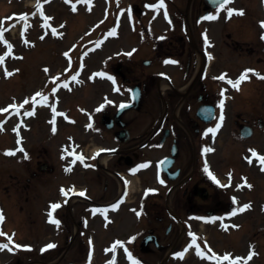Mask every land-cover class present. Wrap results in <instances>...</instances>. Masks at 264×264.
<instances>
[{"label":"flooded vegetation","instance_id":"obj_1","mask_svg":"<svg viewBox=\"0 0 264 264\" xmlns=\"http://www.w3.org/2000/svg\"><path fill=\"white\" fill-rule=\"evenodd\" d=\"M201 6L200 3L197 9V26L203 23ZM194 16L190 14L191 26ZM187 17L183 14L182 19H175L171 15L173 29L170 30L137 32L130 39H134L136 46L133 45L131 49L135 48V52L110 63L109 74L115 77L120 86L115 98L105 102L103 113L106 124L102 138L106 141V149L113 152L109 154V161L102 173L96 172L89 176L92 188L87 193H101L93 201L106 202L112 199L111 190L117 191L119 186L114 174L130 173L137 163L143 162V157L151 163L172 159L168 167L170 176L167 171H159L160 174L155 177L156 170L154 177L152 175L151 189L156 191L147 192L143 186L139 192L150 193L146 196L149 201L144 224L153 242L146 246L142 254L148 259L153 258V262L159 261L160 252L168 244L173 245L178 239L179 245L187 239V215L221 212L226 206H231L225 193H239L241 182L235 185L237 190L223 181V186H215L208 176L209 165H214L211 169L219 178L228 168H231L232 174L239 175L248 172L250 176L253 171V164L243 159L232 163L219 157L214 162L208 158L205 149L219 150L220 143L225 142L227 131L234 132L238 139L247 132L254 135L261 123L255 117L253 96L241 100L237 92L227 95L222 79L210 77V73L200 66L204 35L201 31H196V34L192 30L191 40L186 29ZM225 37L230 39L229 34ZM144 54L152 58L147 67L143 63ZM133 87L141 91L137 104L131 103L129 98V88ZM221 99L225 100L223 124L216 133L205 135L208 128L220 123ZM122 103L132 104L133 109L119 112ZM209 106L213 113L207 121L202 119L198 111L202 109L206 112ZM243 145L248 144L243 142ZM173 148L177 151L176 157L170 156ZM151 151L153 153L149 157L147 153ZM139 180L142 182L140 176ZM97 187H101L100 190ZM88 205L82 201L74 206L73 224L79 229L85 224L89 225L85 221L89 218ZM78 255L83 256L81 253ZM16 263L21 264V261L16 259Z\"/></svg>","mask_w":264,"mask_h":264},{"label":"rangeland","instance_id":"obj_2","mask_svg":"<svg viewBox=\"0 0 264 264\" xmlns=\"http://www.w3.org/2000/svg\"><path fill=\"white\" fill-rule=\"evenodd\" d=\"M24 2H27V0H0V29H3V33L11 26V23L14 20L13 18H17L18 20L22 18L23 14L26 13L28 15L32 13L34 10L38 9V3L42 6L45 0H33V3L30 4V6H34L30 8H25L26 4H24ZM59 5L61 6V4L57 2L49 6V12L51 11L53 14H60L57 13L58 10L55 9ZM66 9V11L64 10L65 14L62 16V20L69 21L68 24L65 25L63 34L57 39H53L52 37H46L44 39L40 38L41 31L43 30V22L40 15H37L34 19H31L32 28L28 31L26 37L28 42L23 40H9L17 51L20 60L14 63V65H12V63L10 64L11 67L13 66L10 70L13 72L12 76L9 77L4 71L0 70V108H7L8 110L15 111V109L10 106L17 104V102H20L23 98L22 102H24L25 95L37 91L39 87L47 82L46 78H50L54 82L65 81L75 70L82 66L81 54L83 53L84 48L98 36V34L95 35L97 29L91 33L85 30L84 25L81 27H79V25H71L70 20L72 19H70V17L72 18V16L69 15L75 14L78 9H75L74 11L72 5L66 7ZM78 12L80 15L81 13H85L84 10H78ZM78 19L79 17L75 16L74 20L78 21ZM111 19L112 11L109 14L108 21ZM91 21L94 24H97L96 16L95 20L91 17ZM11 34H13L14 38H17V33L11 31ZM3 35L6 40V34ZM0 46L2 47V45ZM1 47L0 55H2ZM4 49H6V47H4ZM11 49L9 54H11ZM65 53H68V55H65ZM95 57H92L91 59H94ZM16 69H19V71H15ZM45 69H47V71ZM89 73L90 70H87L85 78L88 77ZM53 77H58V79H53ZM95 84L92 85L91 83L86 82L83 89H79L78 91L75 90L72 95H68V93L69 91L72 92L74 90L73 88H70L69 90L58 89L57 92L53 91L62 100L64 106L61 108L55 107L53 109L68 110L69 118L72 121L76 120L75 123L77 125L75 127L71 126L67 128L66 126L68 123L64 121L65 116H59L64 121L63 128L61 129L60 127L59 130L61 131V136L58 137L60 141L57 139V136L53 137L51 140L47 136V127L44 125V123L50 125L49 114L47 112H41L39 115L36 114L35 120L32 122L30 133L26 128H23L25 125L23 113L26 108H29L30 100L28 104H25L26 108L23 109L22 107L17 113V115L19 114L17 128L19 127V130L23 131L25 138L24 144L22 143L24 147L22 148V153L19 152L16 155L7 154L8 150L14 149L18 142L16 137L14 140V136L11 133L14 121L17 120L16 118L9 123V128H7L8 130H6L4 134L0 132V209H3L5 216L4 221L0 223V230L13 237L12 241H9L7 236L0 235V239L9 243V248L11 247L12 249L10 252L0 251V261L7 259L9 257L7 256L8 254L24 255L27 259H39L41 244L42 242L47 241H42L41 238L45 236H47V239L55 238V236L52 237L51 234L53 233V227L51 225H47L49 227H46L45 224L43 225V221L41 223L43 210L41 204H39V193L43 192H41L42 184L38 182L41 173H39L35 164L29 166L30 155H34L35 158L44 156L49 162L56 164L57 153H60V145L66 142L64 139L66 134H73L80 143L84 144L83 146L87 151H90L94 146L100 145L99 143L95 145L98 140L93 141L95 138L89 139L90 135L79 133L82 132L80 125L85 122V120L84 118L81 120L83 114L75 110L74 106L75 104L78 105L79 103H82V107L91 108V110L94 109V106L99 101L98 99L102 93L103 87L100 82H98L97 85L101 86V88H98ZM52 87L53 85L45 86V88L50 89V91H52ZM26 99H29V97H26ZM7 115L8 111L0 112V121ZM85 119L87 120V118ZM57 121L62 120L57 118ZM85 126L86 125H84V127ZM28 133L34 135L32 142L28 139L26 140ZM43 146L48 150H44ZM26 148H29V151ZM244 148L245 147L240 144V150L238 152L239 158L242 157V154L246 155V151L249 149H261L262 146H259L256 140L254 145L247 147L245 152L243 150ZM226 152L228 153L227 148ZM25 153H27V156ZM224 156H227V154L224 153ZM33 170L37 171L36 177L31 176ZM29 177L33 178L31 184L35 186L27 185ZM255 183L257 189H260V180L256 179ZM27 188L31 189V193H35L34 197L31 198V195L29 196L28 201V193H25V189ZM236 197L239 202L238 207L243 203H249L248 201L250 200H255L251 207L253 208V212L249 213L251 211V209H249V212H241L239 220L238 218H235V221L240 224V229H233V232L231 229L221 232V230L217 228L219 223L217 225L214 224L213 227L212 225L201 223L198 226L192 225L189 229L196 233L201 232L202 237L206 236L214 245H222V249L230 246V243H237L233 242V240L236 241V238L234 237L236 234H240V237L245 236L246 238H249L254 244L256 242L261 243L260 235L264 233V216L259 212H261V208L264 205V193H236ZM30 214H32L33 217ZM121 221L123 222L122 219ZM127 221H133V219L130 218V215H128ZM44 227L47 231L46 233L43 229ZM42 232L44 234H42ZM60 241V244L62 245L59 247L63 250L65 248L64 242H62V240ZM16 243L21 245H31L32 247L30 249H16ZM72 247L69 249V253L72 252ZM231 247L233 246L231 245ZM259 247L261 255H257V257L254 258L253 264H264V245H260ZM13 249H15V251H13ZM54 254L56 253H52L48 258ZM191 262H189V264ZM192 264L200 263L194 261Z\"/></svg>","mask_w":264,"mask_h":264},{"label":"snow or ice","instance_id":"obj_3","mask_svg":"<svg viewBox=\"0 0 264 264\" xmlns=\"http://www.w3.org/2000/svg\"><path fill=\"white\" fill-rule=\"evenodd\" d=\"M68 2L69 3H72V0H68ZM84 2L85 3H88V4H91L92 0H84ZM231 3H232V0H220L219 8L221 10H223L226 5H229ZM148 7H150V8H156L157 10H159L160 8H164L165 15L167 16V10H166L165 0H159V3L158 4H149ZM37 8L40 10V14L43 16L44 13H43V10H42V6L39 3L37 5ZM73 10L75 11V7L73 8ZM89 10H91V9H89ZM233 13H239V14L242 15V14H244V10L243 9H239L238 10V9L229 7L227 9L228 18H231V16L233 15ZM33 15H35V13H33ZM205 18L206 19H209V20H212V19H218L219 17H218V14H216V15L209 14ZM22 19L25 20V21H27L28 15L26 13L23 14ZM44 19H45V22H47V21L51 20L52 18L51 17H48V16H44ZM261 24H262V26H264V21H261ZM45 26L46 27L48 26L47 23H46ZM52 31H53V34H58V33H56V30L54 28L52 29ZM115 34H116V29L114 28V29H112L110 35H115ZM0 39H3V29H0ZM205 39L207 40V35H205ZM26 42H28V41L26 40ZM4 43L8 45V48L9 49H11L13 47V45L11 43H9L7 40H5ZM65 55H68V53H65ZM129 55H131V53H129ZM4 62H5V56H0V64H4ZM171 62L176 63V61H171ZM4 70H5V73H6L7 76L10 77V76L13 75V72L12 71H9L6 65H5ZM45 70L47 71V69H45ZM15 71H19V69H16ZM250 72H255V70L254 69H246L244 71V73H242L241 76L237 80H229L228 82L230 84H232V86L235 87L237 90H239L240 89L241 82L244 81L245 79H249L250 78L248 76V73H250ZM99 75H102L103 76V75H107V73H103L102 72V73H99ZM256 75L257 76H260L261 74L259 72H256ZM224 78H226V77L225 76H222L221 77V79H224ZM261 78H264V77H261ZM53 79H58V77H53ZM73 79H76V77L73 76ZM111 79L114 80L115 78L112 77ZM64 86L65 87H68L67 82H65ZM54 91H55V89H54ZM35 95L38 96V97H42L43 98L42 99V102L43 103H46L47 100H48V97L46 95H44V93H42V92H37ZM28 103H29V100L28 99H25L24 102H23V104H28ZM23 104H21L19 106H17V105H11L10 107L16 109V111L18 112L19 111V108L20 107H23ZM125 106L126 105L123 104V103L120 105L121 108H124ZM219 106H220V109H221V115L219 117L220 123H218L215 127L208 128L207 131H206V133H205V135H207L208 133H216L219 130V128L222 126V124H223V120H224L223 109L225 107V100L224 99H221L220 100ZM101 107H103V105H101ZM7 111H8L7 108H0V112H7ZM53 111L55 112L56 110L53 109ZM34 113H35V110L34 109H31L26 114L27 115H34ZM52 122L55 123V120H53ZM2 126H3V124H2V122H0V127H2ZM89 127H91V125H89ZM53 131L55 132L56 129L53 128ZM209 150L210 149H207V148L205 149L206 152L209 151ZM249 151L252 153V156L253 157H258L259 158V162L261 163V165H264V155H260L257 152V150L254 149V148L253 149H249ZM7 154L8 155H13V154H15V150L9 149L8 152H7ZM72 154L74 156H76V159H79V160H84L85 159V157L83 156V154H80L78 156L76 155L75 152H73ZM25 155L27 156V153H25ZM247 159L249 160V163L252 162V157H247ZM75 162H76V160H73L72 163L75 164ZM147 166L148 165H146V164L140 165L141 168L147 167ZM206 170H207V165H206ZM208 174H209V176L212 177L213 180H216L217 183H220V181L216 178V176L210 170L208 171ZM229 175H231V173ZM161 182L163 183V180H161ZM243 183L246 184L247 187H249V188L253 187V185L248 182L247 177H244L243 178ZM242 186L243 185H241V187ZM62 191L64 192L65 195H67L68 190L62 189ZM72 191H75V189L73 188ZM153 191H156V190L155 189H151V188L147 189V192H153ZM233 199L235 200L236 198L234 197ZM118 206L119 205H113L112 207L118 208ZM58 207H60V204H58V203H52V205H51V209H52L53 212ZM251 207H252V205L250 203L243 204L242 206L237 207V209L233 213H231V214L232 215H235L236 212H243V211H245V210H247V209H249ZM4 219H5V216H4L3 209H0V223H2L4 221ZM51 222L54 223V224H56L57 226H59L60 223H61V221L59 219H57L54 215L51 217ZM235 227H239V225H235ZM0 235L7 236V238H8L9 241H12V239H13L12 236L8 235L7 233H4L2 230H0ZM192 235H193V241L192 242H193V244H195L196 243L195 234L193 233ZM131 239L134 240L135 237H132ZM121 244H123V242L120 241V240H117L115 242V245L113 247H115L116 245H121ZM55 246L56 245L54 243H49V244L45 245V247H44V249H42V251L43 250L50 249V248H53ZM31 247H32L31 245H21L19 243H16L15 244V248L16 249H21V248L30 249ZM0 248H9V244H7V243L0 244ZM197 248H199V245H197ZM200 254L202 256L204 255V253L202 251H201ZM176 255L182 257L184 255V253L183 252H180V253H177ZM254 255H256V253L253 250L247 256V260H251ZM128 256L132 260V264H140V261H138L134 256H132V253L131 252H128ZM209 258L211 259L213 257H209ZM214 258L216 259L217 264H220V261L221 260L230 261L231 264H238V262H240V261H242L244 259V258H241V257H237L236 260H232L230 254H227V253L223 257L215 256ZM113 264H114V262H113Z\"/></svg>","mask_w":264,"mask_h":264}]
</instances>
